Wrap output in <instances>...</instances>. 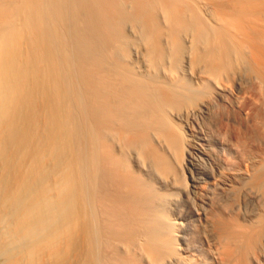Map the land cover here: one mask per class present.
Instances as JSON below:
<instances>
[{"label":"bare ground","instance_id":"1","mask_svg":"<svg viewBox=\"0 0 264 264\" xmlns=\"http://www.w3.org/2000/svg\"><path fill=\"white\" fill-rule=\"evenodd\" d=\"M0 264H264V0H0Z\"/></svg>","mask_w":264,"mask_h":264}]
</instances>
